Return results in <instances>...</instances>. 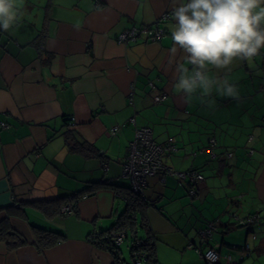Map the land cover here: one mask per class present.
Instances as JSON below:
<instances>
[{
  "label": "crops",
  "instance_id": "crops-1",
  "mask_svg": "<svg viewBox=\"0 0 264 264\" xmlns=\"http://www.w3.org/2000/svg\"><path fill=\"white\" fill-rule=\"evenodd\" d=\"M176 6L18 0L19 22L0 29V264H112L88 236L111 228L126 210L131 183L123 164L139 127L151 129L159 144L172 137L177 150L162 157L164 164L195 169L203 180L150 177L119 258L129 253L132 262L130 248L147 241L154 264H210L198 253L209 248L219 254L216 264H264V53L254 64L237 59L210 69L236 85L238 99L213 89L211 106L199 91L187 100L174 87L184 55L170 52ZM151 25L162 30L154 41L117 40ZM82 142L95 153L70 150ZM247 163L248 177L236 179V168ZM207 168L214 170L210 179ZM78 192L86 196L63 213L58 203ZM253 215L260 220L239 224ZM39 230L55 233L56 243L39 249Z\"/></svg>",
  "mask_w": 264,
  "mask_h": 264
},
{
  "label": "clouds",
  "instance_id": "clouds-1",
  "mask_svg": "<svg viewBox=\"0 0 264 264\" xmlns=\"http://www.w3.org/2000/svg\"><path fill=\"white\" fill-rule=\"evenodd\" d=\"M174 3L178 6L172 12L175 23L170 28V52L184 53L177 63L175 89L187 100L199 91L198 99L209 106L215 103L207 100L213 89L222 97L238 99L235 84L227 77L210 76L209 72L211 68L227 69L237 59L251 62L264 49V0ZM18 22V0H0V29L8 31Z\"/></svg>",
  "mask_w": 264,
  "mask_h": 264
},
{
  "label": "built area",
  "instance_id": "built-area-1",
  "mask_svg": "<svg viewBox=\"0 0 264 264\" xmlns=\"http://www.w3.org/2000/svg\"><path fill=\"white\" fill-rule=\"evenodd\" d=\"M168 15L165 16L167 18ZM164 18V17H163ZM162 18V19H163ZM162 34V30L158 29L156 26H143L139 28H131L129 30L121 32L117 40L118 42H136L139 37L144 35L146 38L154 41L158 39ZM165 95H159L154 98L156 103L160 102ZM133 122V120H132ZM118 127H112L110 129L111 134H115ZM214 142L213 139L210 141ZM174 150L172 143L165 142L164 144L157 143L153 137L151 129L147 127H139L134 129V138L129 144L128 154L125 158L123 164L122 174L129 178L130 188L132 192L138 195H143L147 185L148 179L150 177L159 176L163 174H169L177 177L179 180H186L190 184H195L197 181H202L203 176L195 169H189L186 171H173L172 169L165 166L162 162V157L164 154H168ZM163 180V178L161 177ZM189 193L193 195L195 190H190ZM64 213H69V207H63ZM260 218L257 215H253L248 219H243L239 221V224L246 225L248 223H253L259 221ZM213 229V225L210 223L204 230L201 231L202 236L210 234ZM105 238L108 239L112 245L119 246L125 238V233L123 230H115L110 233L105 234ZM243 250L248 249V245L242 247ZM199 255L207 260L210 264H216L219 261L218 252L209 248L206 251H198ZM132 262L134 264H142L148 259V252L139 249L131 252Z\"/></svg>",
  "mask_w": 264,
  "mask_h": 264
},
{
  "label": "trees",
  "instance_id": "trees-1",
  "mask_svg": "<svg viewBox=\"0 0 264 264\" xmlns=\"http://www.w3.org/2000/svg\"><path fill=\"white\" fill-rule=\"evenodd\" d=\"M262 65L264 67V55H263ZM169 141L174 146V150L172 152H170V153H173V152H175L177 150V148L175 146V143H174V139L172 137H169L165 142L167 143ZM164 143H161V144H164ZM69 146H70V150H73V151H79V152L81 151V152H83V150L85 149L87 151V154L88 153L89 154L95 153L94 150H90V148L87 146V144L85 142L77 144L76 146H74V145H69ZM170 153H168V154H170ZM164 155H166V154H164ZM163 164H164V162H163ZM102 184L103 183H101V182L94 183L93 185H91L90 189L100 188ZM81 193H83V192H78V193H75L74 195L70 196L69 198L67 197L66 199L65 198L62 199L58 203L59 204L58 208L62 210L63 207H69V210H70L69 213H72L73 212V207H74V205H72V203L75 202L78 198H83L84 196H86V193H83V194H81ZM123 196L126 197V201H127L126 210H125V212L123 214H121L118 217V219L115 222V224L111 228H109L107 230H100L98 232L94 231V232L90 233L89 236H88L89 240L92 243H94V245L98 249L105 250V251H107V252H109L111 254V256L113 258L112 264H121L124 261V259L119 258L120 253L118 251V247L123 243L124 240L122 241V243L119 246L116 247V246L112 245L109 241H107L108 239L105 238V234L106 233H110L111 231H115V230H123L124 233H125V238H126V236H127V233H126L127 232V228L130 225H132L131 217L133 216L134 211L138 210L137 208H139L141 205L145 204L143 195L135 194L134 192H132L131 188L128 191H125L123 193ZM56 236L57 235L55 233H53V232L39 230V233H37V235L35 237L38 248L42 249L44 247H48V246H51V245L55 244L56 241H57L55 239ZM43 238L46 241H42ZM138 248L146 250L148 252L147 261L150 260V262L148 264H154V262L151 261V259H152L151 244L148 243L147 241H140V242L137 243V245L132 246L130 248V252L139 250ZM144 263H146V262H144Z\"/></svg>",
  "mask_w": 264,
  "mask_h": 264
},
{
  "label": "rangeland",
  "instance_id": "rangeland-1",
  "mask_svg": "<svg viewBox=\"0 0 264 264\" xmlns=\"http://www.w3.org/2000/svg\"><path fill=\"white\" fill-rule=\"evenodd\" d=\"M263 53H264V49H262V51L260 52V54L258 55V56H256V61H261V59H262V55H263ZM251 64H254V60H252L251 61ZM247 165H249V163H247V164H244V165H239L237 168H236V170L238 171V173H236L235 172V175H236V179H238V178H242V177H248V175H247V169H246V166ZM208 167H211V166H208ZM210 168H207V169H204V171H203V175H204V177L206 178V179H210L211 177H213V174H214V170H209ZM245 175V176H244ZM215 177H217V176H215ZM225 177V179L227 178V175L226 176H224ZM182 182H185V181H182ZM237 186H238V184H237ZM240 186H238V188H239ZM263 245V250H262V254H264V238H263V243H262ZM123 245H125V244H122L121 246H120V248H122V249H124L123 247ZM126 251H127V246H126ZM127 254V256L125 257L126 259V261H127V259H130V257H129V253H126Z\"/></svg>",
  "mask_w": 264,
  "mask_h": 264
},
{
  "label": "water",
  "instance_id": "water-1",
  "mask_svg": "<svg viewBox=\"0 0 264 264\" xmlns=\"http://www.w3.org/2000/svg\"><path fill=\"white\" fill-rule=\"evenodd\" d=\"M121 264H133V263L130 262V261H126V260H124Z\"/></svg>",
  "mask_w": 264,
  "mask_h": 264
}]
</instances>
